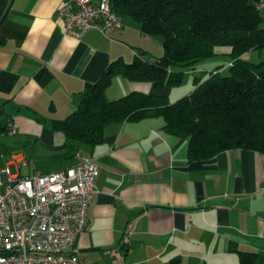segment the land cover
<instances>
[{"label":"crops","instance_id":"1","mask_svg":"<svg viewBox=\"0 0 264 264\" xmlns=\"http://www.w3.org/2000/svg\"><path fill=\"white\" fill-rule=\"evenodd\" d=\"M63 1L0 0V138L7 140L0 146L8 165L27 158L45 164L34 173L83 159L98 167L87 228L73 250L79 264H244L243 256L264 264V154L231 149L189 161L187 140L168 135L161 119L147 118L111 123L100 143L64 155L65 138L52 124L79 108L85 86L113 61L156 55L138 45L146 36L126 18L105 35L65 36L55 17ZM132 92L171 103L185 97L175 87L121 75L105 95L114 101Z\"/></svg>","mask_w":264,"mask_h":264},{"label":"trees","instance_id":"2","mask_svg":"<svg viewBox=\"0 0 264 264\" xmlns=\"http://www.w3.org/2000/svg\"><path fill=\"white\" fill-rule=\"evenodd\" d=\"M259 1L111 0L120 18L133 19L146 37L163 39V54L153 63L144 60L146 52H137L128 64L113 61L96 83L85 86L78 96L79 108L52 124L65 138L64 155L72 158L80 148L100 143L111 123L147 118L161 119L168 135L187 140L189 161H208L231 149L264 154V61L241 58L264 50ZM216 45L231 48L229 75H221L223 67H218L203 82L195 78L189 95L173 103L137 92L114 101L106 98L105 90L116 75L158 89L177 87L184 72L172 68L193 71L199 61L224 55L213 51ZM241 261L253 263L244 256Z\"/></svg>","mask_w":264,"mask_h":264},{"label":"built area","instance_id":"3","mask_svg":"<svg viewBox=\"0 0 264 264\" xmlns=\"http://www.w3.org/2000/svg\"><path fill=\"white\" fill-rule=\"evenodd\" d=\"M256 8L264 12V0ZM55 17L64 35L77 40L120 27L111 0H64ZM3 154L0 146V264H79L73 250L87 228L98 167L83 159L64 170L11 177Z\"/></svg>","mask_w":264,"mask_h":264},{"label":"rangeland","instance_id":"4","mask_svg":"<svg viewBox=\"0 0 264 264\" xmlns=\"http://www.w3.org/2000/svg\"><path fill=\"white\" fill-rule=\"evenodd\" d=\"M262 17H264V13H262ZM127 20H130L131 22L137 24L133 19L129 17H125ZM123 18V19H125ZM122 19V20H123ZM138 26V25H137ZM139 28V26H138ZM140 30V29H139ZM141 33V31H140ZM139 42L138 45L141 47V44L146 45L151 49L152 52H154V55L156 57H160L163 54V46L162 42L163 39L160 36L156 37H146L145 40H142L139 36ZM138 48V47H136ZM139 51V50H137ZM213 51L216 54H226L231 52V48L226 46H219L216 45L213 47ZM249 55L248 58L246 56ZM241 58L245 59L246 61H249L251 63H259L260 61H264V50L262 51H251L247 54H244L241 56ZM231 61L230 56L228 55H217L209 59H205L202 61H199L198 63L195 64L193 72L188 73L189 69L188 68H177L173 67L172 69L175 71H182L184 72L182 76V82L179 86L175 87L176 88V93H185L184 95L186 96L195 86L194 80L197 78L198 81L203 82L208 76L209 73L212 72L214 69H217L218 67H224L223 70H221V75L223 76H228L229 71L226 69V65L228 62ZM130 63V62H128ZM226 69V70H225ZM182 95V94H181ZM180 97V96H179ZM175 99L178 98H171V101H175ZM0 142L3 145H6L7 140L3 139L2 137L0 138ZM13 144L12 147L17 146V139L13 138L12 140ZM9 159L6 158L4 161V166L7 164ZM25 161V162H24ZM20 159V160H12L10 164L8 165V170H9V175L11 177H26L30 176L31 174L33 175L34 170L36 169H41V167H44L45 164L36 162V160H33L32 158H27V160ZM20 162V166L18 167L17 163Z\"/></svg>","mask_w":264,"mask_h":264},{"label":"water","instance_id":"5","mask_svg":"<svg viewBox=\"0 0 264 264\" xmlns=\"http://www.w3.org/2000/svg\"><path fill=\"white\" fill-rule=\"evenodd\" d=\"M144 60L149 61V62H151V63H153V62L156 61L155 58L150 57L149 55H146V56L144 57Z\"/></svg>","mask_w":264,"mask_h":264}]
</instances>
